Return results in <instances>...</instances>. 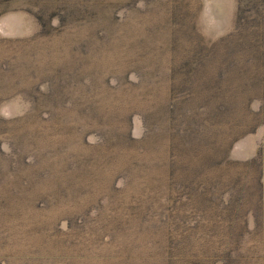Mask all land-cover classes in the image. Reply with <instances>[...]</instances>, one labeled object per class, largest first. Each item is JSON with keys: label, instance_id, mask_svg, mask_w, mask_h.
Returning a JSON list of instances; mask_svg holds the SVG:
<instances>
[{"label": "rangeland", "instance_id": "374dc122", "mask_svg": "<svg viewBox=\"0 0 264 264\" xmlns=\"http://www.w3.org/2000/svg\"><path fill=\"white\" fill-rule=\"evenodd\" d=\"M260 98L264 0H0V264H264Z\"/></svg>", "mask_w": 264, "mask_h": 264}, {"label": "trees", "instance_id": "16d2710c", "mask_svg": "<svg viewBox=\"0 0 264 264\" xmlns=\"http://www.w3.org/2000/svg\"><path fill=\"white\" fill-rule=\"evenodd\" d=\"M222 39H224V38H222ZM221 39V40H222ZM213 44H216L217 45V43H213ZM261 105H262V107H261ZM264 101H263V99H261L260 98V107H259V109H258V111H261V112H264ZM249 110V109H248ZM260 112V113H261ZM245 113H247V112H245ZM242 119V116L241 117H239V118H234V120L235 121H233V125H239V121ZM258 159L259 158H254L250 163H256V161H258ZM224 163L226 164V165H229L230 163L227 161V159L225 158V160H224ZM204 212H207V211H204ZM203 211H201L200 213H202V216H203V213H204ZM205 217V216H204ZM199 221H202V222H204L203 224H202V226H201V230L203 229V227H205L206 226V224H207V220H205V219H201V220H199ZM210 262L211 261H207V262H204L203 264H210Z\"/></svg>", "mask_w": 264, "mask_h": 264}]
</instances>
